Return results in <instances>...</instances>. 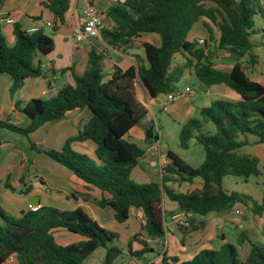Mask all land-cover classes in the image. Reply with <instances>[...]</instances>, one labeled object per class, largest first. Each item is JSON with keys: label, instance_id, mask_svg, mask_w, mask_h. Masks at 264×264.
<instances>
[{"label": "trees", "instance_id": "trees-1", "mask_svg": "<svg viewBox=\"0 0 264 264\" xmlns=\"http://www.w3.org/2000/svg\"><path fill=\"white\" fill-rule=\"evenodd\" d=\"M5 0H0V8ZM42 6L54 15L55 27L65 21L71 0H44ZM258 10L264 15L260 0H122L112 4L107 16L113 22L104 29L101 38L113 48H128L135 37L156 34L159 44H142L144 57L136 65L115 67L105 79L102 73V54L94 47L87 55L84 71L73 74L74 83L64 84L47 100L32 98L17 101L15 110L25 114L29 122L20 127L9 120H0V129L28 136L46 122L61 119L71 110L86 107L90 118L82 130L67 139L61 150H40L72 172L87 186L98 189L102 196L99 206H108L118 222L128 219L130 208L141 209L145 216L142 225L151 239L165 234V220L170 214L163 208V196L177 203L178 209L189 213L184 231L204 226L205 216L212 212L230 210L235 203L248 197L223 187L226 176L259 175V159L245 152L246 146L264 145V85L252 80L240 58L248 57L249 65L256 62L251 40L253 15ZM201 21L208 32L204 46L187 40L193 25ZM215 26L216 35L213 36ZM212 28V30H211ZM14 43L8 45L0 24V74L12 78L10 93L14 94L29 77L43 75L41 65L34 63L38 55H49L54 41L43 29L28 32L17 22L13 24ZM214 48L233 53L236 60L229 70L217 68L207 56V41ZM176 54L185 57L183 63L173 65ZM248 65V64H247ZM71 68H64L62 73ZM186 70L194 73L200 84L207 87L224 84L235 91L239 99H216L200 108L198 117L185 123L179 133L180 146L187 148L195 139L204 150L202 163L194 167L172 150H167L169 163L161 169L160 182L135 184L130 179L132 170L144 150L125 139V134L147 115L148 109L137 96L140 84L151 98L177 89V83ZM212 123L214 130L204 129ZM152 122L144 129L145 141L158 139ZM91 140L96 158L74 151L70 142ZM200 178V188L189 192L173 189L168 183ZM7 187L13 189L8 183ZM25 187L22 193L30 191ZM264 201V196H263ZM248 202V201H247ZM260 208V205L258 206ZM204 216V218H201ZM64 229L82 237L66 245L55 241L54 232ZM264 234V224L262 227ZM135 235L132 241L137 240ZM118 234L101 227L81 207L63 210L53 206H38L13 218L0 206V264L14 255L18 264H83L98 248L105 249L102 264H114L122 250L115 243ZM246 241V242H245ZM246 243L248 250L240 254ZM131 242H128V247ZM239 246V247H238ZM139 256L137 252H131ZM171 264H264V242L257 243L242 229L236 242L226 241L216 249H202L191 259L162 255L163 262Z\"/></svg>", "mask_w": 264, "mask_h": 264}, {"label": "crops", "instance_id": "crops-1", "mask_svg": "<svg viewBox=\"0 0 264 264\" xmlns=\"http://www.w3.org/2000/svg\"><path fill=\"white\" fill-rule=\"evenodd\" d=\"M43 1L44 0H5L4 4L0 8V17L10 16L14 19V22L12 24L9 23L2 24V27L10 26L11 36L9 42L11 43V45L14 43V35L12 33L13 24L17 22L21 25L23 29L28 31L30 28L36 26L38 22L49 21L52 23V27H50V29L53 32V28L55 27L54 15L49 9L41 5ZM119 1L122 0H92V4L97 8V10L101 13L103 17L105 29H111L113 25L111 19L106 15L107 10L112 4ZM83 8H84L83 0H71V6L69 10L65 13L64 23L58 25L54 30L58 47L56 48V43H55L54 50L51 54L49 55L40 54L35 57L34 63L35 64L39 63L41 65V69L43 72V75L27 78V79H32V83H35L38 86V90H36L35 93L43 92V94L45 95L46 93L49 92L50 95H54L56 91L59 90V88H61L62 85L64 84L72 85L74 83L73 74L80 75L82 73L74 69V64L71 61L72 57L76 53L79 54V57L77 58L81 59L83 58L84 55L88 56L87 53L89 49L94 47L97 53L102 54L101 67H102V73L105 74V79H106L115 69V67H120L124 69L130 65H136L138 63V60H142L144 57L142 44L144 42H149L154 45L159 44V37L156 34H143L133 39L132 43H138V42L140 43V48L142 49V52L139 53L135 52L133 45H131L128 48L125 47L113 48L110 45H108L101 38V36L94 39L80 40L77 41V43H74L73 38L75 36L76 31L80 29L84 24ZM46 28L43 27L41 29L45 31ZM215 35H216V29L213 30V36ZM205 38L206 37H204V39ZM251 40L254 44L253 53L256 56V62L253 64L254 66H257L259 64V55L257 54L258 45L256 41L252 39V37ZM82 41H84V44L80 45L79 42ZM210 41H211V43L209 42L210 45L213 44L212 40ZM209 43H208V48H211L209 47ZM76 46H79L78 50H75ZM112 51H114V54H112ZM57 54L61 56V60H62L61 63H58L56 61ZM174 57L177 59V64L178 63L181 64L185 61V57L181 54H176ZM228 57L231 58L233 64L236 60V56L233 53H228ZM217 59L218 60H212V62L216 61L213 62V64L217 68L226 71L232 67L231 65L229 68H223V67H219L218 64H216V63H221L219 61L222 59L221 54H219ZM240 60L242 61L244 66L248 64L247 68L253 65V64L249 65L250 63L248 57L246 56L240 58ZM221 61L224 63L227 62L226 59ZM49 62L51 66H49L48 64ZM64 68H71V69H68L67 71L62 73L61 70ZM262 70L263 69L259 70V76L253 75L249 77L252 80L260 82L264 85V80L261 78L262 76H264V70L263 71ZM187 71L189 73H192L189 70ZM57 72L60 74L59 77L57 76ZM27 79H25L22 84L25 85ZM42 79L45 80L46 82L45 87H42L40 84ZM55 81H57L58 83L57 85ZM11 82H13L12 78L8 74L5 73L0 74V85L5 84V86H8ZM201 87L203 88V90H205V94L195 93L196 96L194 98L190 97L189 96L190 94L183 95L169 105V108L166 111L169 114H171L174 121L181 122L183 126L185 123H187L189 119L198 117L200 113V108L209 105L210 102L213 100L225 99V100L235 101L239 99L238 94L235 91L226 87L224 84H219L207 88H204V85L201 84ZM49 89L51 90V92L49 91ZM53 89L55 90L54 93L52 92ZM31 91L32 88L30 89L28 94H31ZM2 93H3V89L0 87V95ZM136 94L147 107L148 113L145 116V120L143 118L141 120L140 125L133 126L125 134L124 137L127 141L137 144L139 147H141L144 150L143 155L138 159L137 165L135 167L140 168L141 171L150 175L151 176L150 178H152L151 181L160 182L161 156L166 153H163L162 150L159 148L158 133H157L158 139L156 141L147 143L145 141L144 129L148 127L152 122L156 123V117L153 113L152 106L156 105L160 107V105L165 101V94H161L155 98H151L147 94L146 90L140 84L137 85ZM208 94L210 95V97L203 96ZM10 96L11 99L9 100V104L11 105L12 108L9 115L6 117V120L9 121L11 120L12 123L17 126L25 127L29 122V118L22 112L15 110L14 104L18 100L24 103L26 101L18 99L13 102L12 101L13 94L10 93ZM32 97H35V95H32ZM88 113H89V117H88L89 119L90 118L89 110ZM48 123L50 122L44 123L37 130L30 133L26 137V142L23 140L24 138L22 137L23 136L22 134L12 132L9 130L10 132H6L3 135L4 132H2L0 129V206L5 210L7 214L10 215L9 210L6 207H3L2 203L5 202V200H11L10 197L11 196L13 197V195L15 194L22 196V197H18L20 199L19 205L21 210L17 215H15L16 218H18L24 211L28 210L29 204L35 206L56 205L59 207V209H63V210L66 209L69 210L76 207H81L84 211L88 210L90 212L94 210L97 206H99L96 200L101 198L102 193L98 189L92 186H87L74 174L73 175L82 182L83 184L81 185L82 187L80 185H76V183H74V181L69 178L68 180L66 179L60 180V179H55L52 176L51 182L54 181V184H52L51 182L47 181L46 177H43V175L40 174L39 172L35 173L33 176L29 175L30 169L34 168L37 171L38 170L37 168H40V165H42L41 161L42 162L44 161L42 160L41 156L38 155L39 152L31 148L30 142L32 141L30 138H32L33 140L32 143L35 145V147L40 150L52 149L53 147V144L49 142L47 143V140L42 141L41 139L35 137L36 133L42 130L44 127H46ZM206 126L207 124H204L203 128L206 129ZM79 131L80 130H77V134ZM85 141H78V142L82 143ZM153 143L158 146V149H153L150 147L151 144ZM4 147L7 148H5L3 151ZM188 147L185 149H188ZM253 147L262 149L264 145H254ZM28 150H31L34 154L31 155L32 159H30V156L28 155ZM3 152H7V155H5L6 153L2 154ZM6 160H10L11 163H4ZM63 169L65 168L63 167ZM70 178L72 177L70 176ZM6 183L12 186L13 189L8 188ZM201 183H202L201 179L197 177L191 181H175L173 183H168V185L171 186L176 191L189 192L195 188H200ZM25 187H30L31 189L27 193H22V190ZM90 195L93 200L87 199V196ZM165 198L168 201L167 206L164 205ZM235 207H236V203L230 210L212 212V214L208 217L207 214L205 216L204 226L200 227L199 229L185 232L184 228H182L178 222L182 219V213L184 211L179 210L177 203L171 201L166 195H164L163 208L165 209L166 212H169L168 214H170L166 217L165 220L164 236L162 238H155V239H151V238L149 239V237L145 238L139 236V238H142L147 244L146 252H153L154 249L151 246L153 245L152 242L156 245H161L163 247V251L161 253H158L155 258L150 259L148 263L156 264L160 261L161 264H171V262L169 261L170 259H168V261L166 262H163L161 260L163 254H165L167 257L169 256L168 252L170 249H173L172 252L175 253L179 252L181 254V259L179 258L178 260L185 261L191 259L197 252H199L202 249H209V248L216 249L224 242L230 241L229 235H232L233 231L235 235L236 233H238L235 232V230L233 229L234 223L237 221L236 220L237 216L232 211ZM174 216H176L175 219L172 218ZM130 217L141 221L143 224L145 222V216L141 209L130 208L128 218ZM106 218H108V216ZM201 218H204V216H202ZM243 220H246L245 217H243ZM242 224L243 223L237 225L238 228H240V231L242 229H246L243 228ZM248 231H249V236H251L252 234L251 229ZM69 235H75L74 240L72 239L73 241L71 242H77L82 239L80 235L70 233L64 229L59 228L54 232V236L57 238H67ZM178 245L179 247L177 249L176 247ZM142 247H143L142 244L136 241L135 244H132L131 242L130 247H128L127 245L126 248L125 247L121 248L122 250L121 254L128 255L130 260L133 261H139L140 258L147 260L144 257V253H142L141 251L143 249ZM131 252H137L140 255L132 256ZM15 262L17 261L14 260L10 262L7 260L4 263L9 264Z\"/></svg>", "mask_w": 264, "mask_h": 264}, {"label": "rangeland", "instance_id": "rangeland-1", "mask_svg": "<svg viewBox=\"0 0 264 264\" xmlns=\"http://www.w3.org/2000/svg\"><path fill=\"white\" fill-rule=\"evenodd\" d=\"M81 2V1H80ZM260 5L262 10L264 11V0H260ZM213 27V26H212ZM46 28V27H45ZM215 29V26L213 27V30ZM212 30V28H211ZM213 30L211 32H213ZM3 33H5L6 37V43L10 46L11 43L9 42L10 39V26L2 27ZM45 33L52 37L54 44L56 43V48L58 47V43L56 42V35L50 28H46ZM208 32L206 28L202 25L201 21L195 23L190 30V32L187 35V40L190 42H197L201 38H208ZM251 37L254 41L257 43V54L259 55V64L257 66H254V64L247 68V64L244 66L246 69V72L249 76L258 75L259 76V70H264V15L258 10L255 15H253V26H252V32ZM211 43L209 40L207 42ZM213 42V40H212ZM100 43V42H98ZM205 43V42H204ZM211 50H206L207 56L210 57L211 60H218L217 57L219 54L222 55V59L227 60V64L219 60L221 63L218 64L219 67L223 68H229L232 64L231 58L228 57V51L225 50H217L214 48V43L210 45ZM80 45L84 44V41L79 42ZM133 45L135 52H142V49L140 48V43H131ZM204 46V45H202ZM57 52V51H56ZM61 53V52H60ZM137 53V54H138ZM227 53V54H226ZM112 54H114V51H112ZM79 55V54H77ZM74 56H76L74 54ZM72 57V62L74 64V69L80 72H83L84 69L87 66L88 56H83V58L78 59L77 57ZM75 59V60H74ZM138 60V58H137ZM56 61L58 63H61V56L57 54ZM217 61V62H219ZM216 62V61H213ZM101 63V62H100ZM49 66H51L50 62L48 63ZM177 64V59L173 58V65ZM102 66V65H101ZM102 68V67H101ZM230 69V68H229ZM262 70V71H263ZM105 75V74H104ZM57 76L59 77L60 74L57 72ZM50 77V76H48ZM264 80V76L261 77ZM34 82V81H33ZM56 85L58 84L57 81H55ZM41 86L45 87L46 82L42 79ZM12 85V82L5 86V84H1L0 87L3 89V93L0 95V120H6V117L9 115L11 111V105L9 104L10 92L9 89ZM186 86H190L193 90L192 93H190V97L194 98L197 94H205V90L201 87L200 82L198 81L197 77L194 75V73H189L187 70L182 75L180 80L177 83V87L179 90H183ZM55 87V86H54ZM32 88L31 94H28L30 89ZM38 90V86L35 83H32V79H27V81L24 84H21L15 94H13L12 101H16L18 99H21L23 101H30L32 98H37L41 100H47L52 95L50 93H46L45 95L43 92L35 93V91ZM53 93L55 90L53 89ZM32 95H35V97H32ZM21 96V97H20ZM208 96L210 95H203ZM209 103V102H208ZM153 113L156 117V123L153 126L154 132H157L159 135V148L162 150L163 153H166L167 150H172L176 154H178L180 157L183 158L187 163L190 165L197 167L199 166L203 159H204V150L203 147L197 143L194 139L190 140L188 149H184L180 146V140H179V133L182 128L181 122L174 121L171 114H169L167 111L163 110L161 107H158L156 105L152 106ZM89 113L88 109L86 107L76 108L74 110L69 111L65 114L61 119L50 122L46 127H44L42 130L38 131L35 135V137L41 139L42 141L47 140V143H52L53 147L52 149L55 150H61L64 142L71 138L72 136L77 134V130H82L85 123L88 121ZM145 120V117H144ZM11 121V120H10ZM12 122V121H11ZM206 129H209L210 131L214 130V126L212 123H208L206 126ZM3 135L6 132H10L7 129H1ZM13 132V131H12ZM6 137V136H4ZM24 141L26 142V135L22 136ZM33 142L32 138H30ZM71 148L79 153L85 154L90 159H95V144L91 140H87L85 142H78V141H72L70 142ZM7 147L3 148L4 149ZM32 150V149H31ZM28 150V155L30 156V159H32L31 155L33 154V150ZM245 152L250 153L252 155L257 156L259 159V169L260 174L259 175H252L248 177L247 179H244L243 177H236V176H226L223 180V187L227 191H236L241 194H244L248 197V200L246 199L243 202H237L236 207L232 210L234 214H236V222L234 223L233 229L235 230L236 235L233 234L229 235L231 242H236V237L238 236L240 232V228H238V224L243 223V228H246L248 230L251 229V238L253 241H256L257 243H263L264 242V234H263V223H264V147L256 148L253 146H246L244 148ZM8 152V151H7ZM7 152H3L2 154L7 155ZM257 152V154H256ZM41 156L43 162L41 161L40 168H37L36 171L34 168L30 169L29 175L33 176L35 173L39 172L43 175V177H46L47 181L51 182V177L53 176L55 179H71L76 183V185H83L82 182L77 179L73 173L70 171H67L63 169V166L53 160L48 154L41 151L38 154ZM259 156V157H258ZM4 163H11L10 160H6ZM70 176L72 178H70ZM147 173L140 170V168L135 167L131 174L130 179L135 184H142L147 183L151 181L152 178ZM38 182V181H37ZM54 184V181L51 182ZM58 183V182H57ZM56 183V184H57ZM82 187V186H81ZM22 197L20 195H13L11 196V200H5V202L2 203L3 207H6L9 210L10 216L13 218H16L15 215H17L20 212V205H19V198ZM87 199H92L91 195L87 196ZM95 201V200H94ZM248 201V202H247ZM168 201L164 200V205L167 206ZM260 205V208L258 206ZM53 207L59 208L58 206L54 205ZM74 209V208H73ZM85 212L94 219L101 227H104L108 230L115 231L118 234V239L116 241V245L119 248H126L128 245V242H132V244H135V241L142 244V253H144V257L147 260H144L140 258L139 261H133L130 260L128 255H120L114 262V264H149L148 261L152 258H155L158 253H161L163 251V247L161 245H156L152 242L153 245V252H146L147 244L142 239L139 238V236L147 237L144 229L142 228L143 223L139 220L128 218L127 220L123 222H118L114 216L113 212L109 207H100L97 206L94 210L91 212L88 210H85ZM212 213H209L207 215L210 216ZM108 216V218H106ZM243 217H245L246 220H243ZM106 218V220H105ZM105 220V221H104ZM242 229V228H241ZM245 229V230H246ZM137 235V240L132 241L133 237ZM55 237V236H54ZM75 238V235H69L67 238H57L55 237V241L58 244L66 245L69 243H72ZM73 239V240H72ZM150 239V237H149ZM246 242V241H245ZM179 245L176 247L178 249ZM239 247V246H238ZM240 254L244 255L248 250V245L246 243L243 244V246L239 247ZM173 249H170L168 252V257H177L178 259H181V254L179 252L175 253L172 252ZM179 251V250H178ZM105 255V249L104 248H98L96 249L92 254H90L84 261L83 264H102L103 257ZM133 256V255H132ZM180 262L183 260H179ZM7 264V263H4ZM9 264H17L15 263H9ZM156 264H161L159 261Z\"/></svg>", "mask_w": 264, "mask_h": 264}, {"label": "built area", "instance_id": "built-area-1", "mask_svg": "<svg viewBox=\"0 0 264 264\" xmlns=\"http://www.w3.org/2000/svg\"><path fill=\"white\" fill-rule=\"evenodd\" d=\"M84 2V8H83V14H84V24L80 29H78L75 33V37L77 38V41L80 40H88V39H94L101 36L102 31L105 29V24L103 17L101 13L97 10V8L92 4V0H83ZM14 22V19L10 16H1L0 17V24L3 23H9L12 24ZM43 27H52V23L49 21H43L38 22L36 26L30 28L28 32H33L38 29H41ZM205 39L201 38L197 41V44L199 46L204 45ZM50 87V86H49ZM51 92V90L49 89ZM193 90L190 86H186L183 90L176 89L170 93L165 94V101L160 105V107L163 110H168L169 105L180 98L183 95H187L192 93ZM153 149H158V146L156 144H151L150 146ZM162 155V154H161ZM169 163V159L167 158L166 154H163L161 156V169L164 165ZM38 206L35 205H28V209L32 211H36ZM189 213L183 212L182 213V219L179 222L181 226H188V218ZM176 218V216L172 217ZM15 260L14 255H9L8 261L12 262Z\"/></svg>", "mask_w": 264, "mask_h": 264}, {"label": "water", "instance_id": "water-1", "mask_svg": "<svg viewBox=\"0 0 264 264\" xmlns=\"http://www.w3.org/2000/svg\"><path fill=\"white\" fill-rule=\"evenodd\" d=\"M73 42L74 43H77V38L74 36V38H73ZM79 49V46H76L75 47V50H78ZM76 56H74V57H79V55H77V53L75 54ZM204 88H207V86L206 85H204Z\"/></svg>", "mask_w": 264, "mask_h": 264}]
</instances>
